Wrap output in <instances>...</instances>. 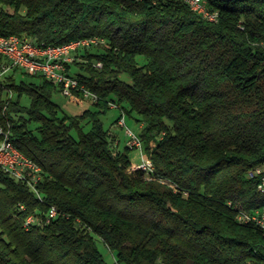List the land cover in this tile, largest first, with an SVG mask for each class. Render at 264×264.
Listing matches in <instances>:
<instances>
[{"label":"trees","instance_id":"obj_1","mask_svg":"<svg viewBox=\"0 0 264 264\" xmlns=\"http://www.w3.org/2000/svg\"><path fill=\"white\" fill-rule=\"evenodd\" d=\"M206 1L217 21L182 0H0L1 35L108 43L68 65L99 97L78 115H59L42 76L0 78V126L43 175L37 194L0 169V264H264V229L237 219L264 207L248 175L264 165V0ZM110 102L116 125L136 113L155 174L176 189L131 169L102 121ZM32 213L43 222L25 227Z\"/></svg>","mask_w":264,"mask_h":264},{"label":"built area","instance_id":"obj_2","mask_svg":"<svg viewBox=\"0 0 264 264\" xmlns=\"http://www.w3.org/2000/svg\"><path fill=\"white\" fill-rule=\"evenodd\" d=\"M196 13L202 15L210 21H217L219 13L211 11L207 7L206 0H182ZM103 37L90 36L77 38L59 45H38L26 36L16 34H0V78L10 71H21L32 75L42 76L54 83L59 90L71 100L81 103L85 100L95 102L98 95L79 82L77 76L68 67L73 63L76 55L82 50L97 46L107 45ZM96 66H102L97 61ZM111 108H117V104L110 102ZM118 126L125 127V113L122 112L118 120ZM126 145L131 149H138L141 153V161L132 163V170H142L145 177L160 179L163 184L175 188L170 183L155 174V167L150 156L144 151V145L138 133L127 128ZM0 169L10 174L17 180L26 182L37 194L38 184L42 180V167L34 160L18 149L11 140L9 131L0 126ZM250 177H259L258 190H262L264 184V165H257L248 172ZM42 200V198H40ZM24 209V205H21ZM56 206L51 205L45 213V221L50 222L59 216ZM237 219L242 223H251V220H259V224H264V207L254 212L241 211ZM43 220L36 214H29L24 224L30 227L34 223H42ZM264 232V231H263Z\"/></svg>","mask_w":264,"mask_h":264},{"label":"rangeland","instance_id":"obj_3","mask_svg":"<svg viewBox=\"0 0 264 264\" xmlns=\"http://www.w3.org/2000/svg\"><path fill=\"white\" fill-rule=\"evenodd\" d=\"M8 9H11V8L9 7ZM76 70H77V67L73 64L71 66V72H75ZM15 76H16L17 81L25 80V81L39 82L41 80L40 79L41 77L39 76L29 75L21 71H17ZM52 99L59 105V115L60 116L78 115L86 108H91L92 103H93L89 100H85L81 103H77L71 100L69 97L65 96L60 90H57L53 93ZM22 102L26 105L29 104V98L24 96L22 99ZM120 114H121V109L113 108L109 110L106 114L102 115V121L106 128L119 131L120 148L124 149L126 147V142H127V133H126L127 128H130L134 132L139 133L141 130V123L135 120V117H136L135 112H133L132 115H128L127 113H125L126 126L125 127L118 126L115 124V121ZM89 128H90V125L88 123H85L84 129L88 130ZM130 156H131L133 163H139L142 159L141 153L138 149H131ZM97 245H98L99 250L103 254L104 258L108 262L110 263L116 262L113 253L103 243L102 240L100 239L97 240ZM117 264H125V263L122 262V263H117Z\"/></svg>","mask_w":264,"mask_h":264},{"label":"bare ground","instance_id":"obj_4","mask_svg":"<svg viewBox=\"0 0 264 264\" xmlns=\"http://www.w3.org/2000/svg\"><path fill=\"white\" fill-rule=\"evenodd\" d=\"M207 2V1H206ZM218 12V11H217ZM76 40V39H75ZM74 41V40H72ZM36 163V162H35ZM37 165H39L38 163H36ZM251 171V169L249 170ZM160 180V179H159ZM162 181V180H160ZM163 182V181H162ZM261 193H264V184L262 185V190H259ZM259 210V209H258ZM251 222H255L256 224L260 225V227H262L264 229V224H259V220H251ZM25 227H28L27 225L24 224Z\"/></svg>","mask_w":264,"mask_h":264}]
</instances>
